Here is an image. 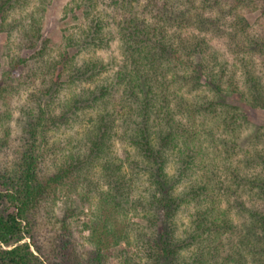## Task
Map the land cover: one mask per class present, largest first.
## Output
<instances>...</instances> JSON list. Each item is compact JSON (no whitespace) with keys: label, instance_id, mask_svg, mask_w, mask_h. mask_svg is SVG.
<instances>
[{"label":"trees","instance_id":"obj_1","mask_svg":"<svg viewBox=\"0 0 264 264\" xmlns=\"http://www.w3.org/2000/svg\"><path fill=\"white\" fill-rule=\"evenodd\" d=\"M53 1L0 0V264H108L123 242L139 254L120 264H264V125L234 100L264 109V0H71L82 22L55 48ZM62 128L70 145L49 149ZM74 190L94 213L83 255L68 228L42 247L32 221Z\"/></svg>","mask_w":264,"mask_h":264},{"label":"rangeland","instance_id":"obj_2","mask_svg":"<svg viewBox=\"0 0 264 264\" xmlns=\"http://www.w3.org/2000/svg\"><path fill=\"white\" fill-rule=\"evenodd\" d=\"M71 0H54L52 4L48 7L43 18V36L51 39L52 47H57L62 41L63 35L69 30H76L77 26L82 22V20L75 18L72 13L66 14L64 12V7ZM109 2V0H106ZM102 4V0H100ZM77 15H82L81 11ZM260 15V10L255 9L252 12L247 14V17L250 22L254 23ZM7 42L6 33L0 32V69L5 70L6 59L4 57V44ZM34 50L27 49L24 50L25 56H33ZM101 55L103 59L109 58L111 55H117L119 57L118 48L114 42L110 48H106ZM22 76L26 79V74L30 73L29 67H24L21 69ZM28 79V78H27ZM40 77L36 79L38 81ZM37 83V82H36ZM39 84L33 86L31 82L24 83L19 89L21 90L20 95L15 94L14 99L11 101L10 111L12 112L13 119L11 120V126L13 128V136L11 141V150L10 156L8 159H11L16 155V149L19 148L20 143V133H21V124L18 123L17 118L20 116L21 105L25 102V96L28 93H31ZM34 87V88H32ZM66 91L63 88L60 92L62 95ZM27 92V93H26ZM18 93V92H17ZM65 94V93H64ZM235 102L240 104L248 113L250 119L249 130H254L256 126L264 125V109L252 108L242 102L239 98L234 99ZM74 129H77L75 127ZM74 129H64L62 128L55 136H53L54 130L51 131L52 138L48 144L49 149H54L58 152H65L64 147H68L70 144L69 138ZM70 136V137H69ZM118 153L123 154L124 148L123 145L117 147ZM15 151V152H14ZM52 158H48L47 165L50 167L53 165ZM74 190L73 194L65 196L63 192H59L60 197L55 204H44L42 208L38 210L32 216V221L35 225V240L42 247L48 249L54 246L60 239L69 238L66 235V229L72 233V239L76 244L77 252L81 255L86 254V252L94 248L92 242L89 240L90 230L88 224L92 225L93 220V211L90 209L89 203L81 201L80 196ZM79 191V190H78ZM84 191V190H83ZM85 192V191H84ZM71 199H67L71 196ZM94 195V192L92 193ZM96 195V194H95ZM4 204L0 201V210H2ZM136 221H139L138 218H135ZM139 254V250L134 245H128L126 242H123L121 245L111 250V256H108V264H120V259L123 260L126 255H135ZM141 255V254H140ZM142 264H147L143 262Z\"/></svg>","mask_w":264,"mask_h":264}]
</instances>
